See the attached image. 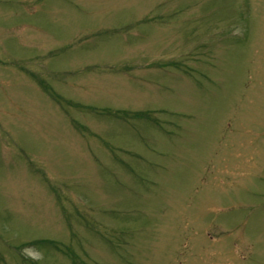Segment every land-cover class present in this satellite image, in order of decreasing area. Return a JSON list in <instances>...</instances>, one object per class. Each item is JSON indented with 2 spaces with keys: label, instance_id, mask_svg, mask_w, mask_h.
<instances>
[{
  "label": "rangeland",
  "instance_id": "rangeland-1",
  "mask_svg": "<svg viewBox=\"0 0 264 264\" xmlns=\"http://www.w3.org/2000/svg\"><path fill=\"white\" fill-rule=\"evenodd\" d=\"M0 264H264V0H0Z\"/></svg>",
  "mask_w": 264,
  "mask_h": 264
}]
</instances>
